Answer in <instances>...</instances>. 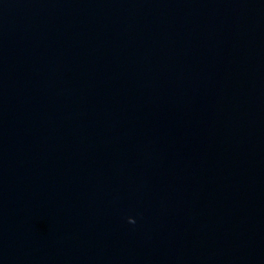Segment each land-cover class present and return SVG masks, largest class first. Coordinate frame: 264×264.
I'll list each match as a JSON object with an SVG mask.
<instances>
[{"label":"clouds","instance_id":"1","mask_svg":"<svg viewBox=\"0 0 264 264\" xmlns=\"http://www.w3.org/2000/svg\"><path fill=\"white\" fill-rule=\"evenodd\" d=\"M129 222H130V223H134V220H132V219L130 218V219H129Z\"/></svg>","mask_w":264,"mask_h":264}]
</instances>
